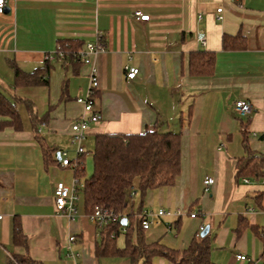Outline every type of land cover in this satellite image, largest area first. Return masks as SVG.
<instances>
[{
	"label": "crops",
	"instance_id": "0c3cea01",
	"mask_svg": "<svg viewBox=\"0 0 264 264\" xmlns=\"http://www.w3.org/2000/svg\"><path fill=\"white\" fill-rule=\"evenodd\" d=\"M135 12L149 20L138 21ZM96 32L104 45L93 58L94 108L101 120L90 125L84 141L93 145L95 134H139L156 124L161 132L181 133L174 185L148 191L142 206L171 214L144 231L145 241L181 251L203 226L212 264H264V163L259 179L237 175L239 159L264 160V0L9 1L0 13V91L31 101L38 119L47 117L35 134L18 104L25 113L22 129L0 130V264H9L12 255L33 264H131L95 256L98 231L82 195L72 217L54 208L55 184L70 186L74 180L73 168L61 167L57 153L66 150L74 158L68 136L83 113L75 100L86 94L90 67L52 60L47 86L12 89L10 62L29 73L54 55L59 40L84 49ZM224 35L241 38L245 48L223 50ZM196 51L214 53L211 75H189L188 55ZM126 65L138 69L132 81L124 78ZM238 100L250 104L249 115L235 111ZM36 135L51 151L47 159ZM81 163L85 170V155ZM207 177L213 184L204 193ZM130 196L127 212L139 202L137 193ZM190 212L197 216L190 218ZM15 218L25 247L13 244ZM70 236L75 241L68 242ZM116 247H124L122 235ZM69 251L77 256H67ZM150 264L176 263L156 256Z\"/></svg>",
	"mask_w": 264,
	"mask_h": 264
},
{
	"label": "trees",
	"instance_id": "16d2710c",
	"mask_svg": "<svg viewBox=\"0 0 264 264\" xmlns=\"http://www.w3.org/2000/svg\"><path fill=\"white\" fill-rule=\"evenodd\" d=\"M58 44L65 50L75 51L81 44L69 40H59ZM66 45V46H65ZM239 37H222L223 50L244 49ZM74 61L71 53L65 60ZM215 55L213 52L196 51L188 55V73L190 76H209L213 73ZM13 71L12 89L18 87H41L48 85L51 64L48 60L40 67L27 73L15 63H9ZM24 106L34 132L39 122L34 105L27 99L7 96L0 91V130L12 128L22 129V121L17 105ZM156 124L152 130L139 134H95L93 137L92 172L86 177L85 170L76 166L73 168V179L77 190L81 189L84 211L90 216L95 208H104L112 212L115 221H110L98 231L94 254L97 258H124L131 264H150L152 258L162 256L176 264H212L209 255V238L206 234L196 236L189 246L181 251L171 250L160 242L148 244L145 241L144 230L141 228L140 215L146 193L150 190L173 186L180 173V132H161ZM36 134V132H35ZM40 144L44 159L51 151L43 145L41 139L35 136ZM85 153L78 157L81 161ZM248 156L237 161V175L259 179L264 160ZM139 195L135 211L127 212L130 205V194ZM261 196L257 198L259 202ZM261 205V204H260ZM122 219L126 222L123 224ZM124 237V247H116V239ZM25 237L20 229L17 218L13 220L12 241L14 245L25 247ZM264 262V253L262 255ZM25 256L12 255L9 264H33Z\"/></svg>",
	"mask_w": 264,
	"mask_h": 264
},
{
	"label": "built area",
	"instance_id": "2783aa9c",
	"mask_svg": "<svg viewBox=\"0 0 264 264\" xmlns=\"http://www.w3.org/2000/svg\"><path fill=\"white\" fill-rule=\"evenodd\" d=\"M12 0H0V13H3L6 4ZM221 9H218L217 12H220ZM135 18L138 21L146 22L149 20L148 15H142L139 12L134 13ZM220 19V17H218ZM202 44H204V39L200 38ZM66 46V45H65ZM103 37L102 33H95V41L92 43H88L85 45L84 49H78L75 51H70L69 49L64 50L60 44L56 45V49L53 56H47L46 60L51 62L52 60H56L58 62H62L65 60L66 54L71 53V57L74 61L82 63L84 65H88L90 67L89 71V83L86 90V94L84 97H79L75 101L82 106L83 113L82 115L73 121L70 125V132L68 136V144L73 146L74 158L70 159L68 157V152L66 150H60L57 153L58 156V164L63 168H74L76 166L82 167V163L78 160V157L85 153V148L83 146V142L86 138L88 129L90 125H96L101 120V115L94 108L95 100H94V91L97 88V73L96 68L93 65L94 56L103 51ZM124 78L126 81H132L137 73L138 69L135 67L124 66ZM234 109L237 113L241 115H249L252 111L249 103L238 100L234 104ZM264 183V180H263ZM213 184V179L207 177L203 181V191L204 193L208 192L209 186ZM78 198V190L76 181L73 180L70 186L65 185L63 182H57L54 188V208L57 212L62 213L68 217H72L75 213V201ZM171 213H166L163 209H159L156 213H153L148 210H143L140 218H141V228L144 231L149 230L152 226H158L161 224V217L165 215H170ZM190 218H195L197 216L196 212H190ZM177 216H182V213L178 212ZM2 219V215H0V221ZM90 221L97 227L98 229L103 228L110 221H115V216L107 209L104 208H95L94 212L89 216ZM204 227L200 226L198 228V235L203 231ZM75 241L74 236H70L68 238V242ZM67 256L71 258H75L74 253L71 251L68 252ZM237 259L239 260H247L244 255H237Z\"/></svg>",
	"mask_w": 264,
	"mask_h": 264
},
{
	"label": "rangeland",
	"instance_id": "374dc122",
	"mask_svg": "<svg viewBox=\"0 0 264 264\" xmlns=\"http://www.w3.org/2000/svg\"><path fill=\"white\" fill-rule=\"evenodd\" d=\"M2 88V87H0ZM18 111L19 113L21 114V116L25 117V113L23 111V109L21 107L18 108ZM90 139V137H89ZM83 146L85 147V156H86V159H87V164H85V174H86V177L90 176L91 175V172H92V149H93V145H92V140H89V141H84L83 142ZM78 195L79 197H81L82 195V192H81V189L78 190ZM78 197V198H79ZM136 197L133 198V202H134V207L136 208V205H137V202H136ZM78 203V202H76Z\"/></svg>",
	"mask_w": 264,
	"mask_h": 264
},
{
	"label": "water",
	"instance_id": "95a60500",
	"mask_svg": "<svg viewBox=\"0 0 264 264\" xmlns=\"http://www.w3.org/2000/svg\"><path fill=\"white\" fill-rule=\"evenodd\" d=\"M125 222H126V220H125V219H122V223L124 224ZM207 233H208V228L205 227V228L203 229V231L200 233V236L203 237V236H205Z\"/></svg>",
	"mask_w": 264,
	"mask_h": 264
}]
</instances>
